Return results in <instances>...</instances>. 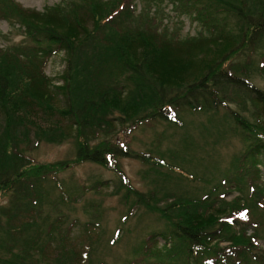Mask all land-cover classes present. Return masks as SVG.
Instances as JSON below:
<instances>
[{"label":"trees","instance_id":"trees-1","mask_svg":"<svg viewBox=\"0 0 264 264\" xmlns=\"http://www.w3.org/2000/svg\"><path fill=\"white\" fill-rule=\"evenodd\" d=\"M172 4L197 23L196 35L170 30L151 6L137 13L135 0H62L43 11L0 0V22L24 36L0 48V264L48 263L45 246L60 218L45 211L56 206L46 185L62 188L58 176L85 163L119 174L131 208L142 205L165 223L166 232L135 250L138 260L264 264V191L255 186L264 154V89L254 82L257 73L264 76V0ZM57 50L67 60L55 82L45 68ZM220 108L248 143L232 178L234 187L251 181L249 196L226 201L217 188L202 199L133 188L119 162L131 156L132 132L157 122L177 126L184 111ZM71 140L70 163L41 164L30 155L42 143ZM139 155L154 167L164 164ZM70 253L62 250L48 264H70Z\"/></svg>","mask_w":264,"mask_h":264},{"label":"rangeland","instance_id":"rangeland-1","mask_svg":"<svg viewBox=\"0 0 264 264\" xmlns=\"http://www.w3.org/2000/svg\"><path fill=\"white\" fill-rule=\"evenodd\" d=\"M61 1L16 0L23 8L36 11H43ZM135 1L137 13L151 6L152 14L157 11L158 18L170 30L179 29L183 37L198 33L197 23L175 10L172 0ZM23 38L20 30L7 22H0V48L19 44ZM66 60V52L58 50L48 58L46 73L55 82L63 75ZM254 82L264 89L262 74L257 73ZM231 107L238 109L232 104ZM226 112L223 108L202 113L184 111L179 113L177 126L157 122L132 132L126 139L131 156L121 158L119 162L133 188L142 194L160 188L162 193L201 199L217 188V198L226 201L249 196L252 193L251 181L247 180L240 187L237 183L234 187L232 178L237 173V160L246 151L248 143ZM145 153L164 164L154 167L153 163L144 162L139 154ZM30 155L41 164L70 163L76 159L75 142L71 140L61 145L42 143ZM257 169L255 186L264 191V154L259 157ZM119 177L116 172L85 163L58 176L62 188H57L53 181L46 185L50 200L55 201L56 206L47 205L45 211L53 218H60L56 238L45 246L46 262L54 263L64 250L75 252V255H68L70 264H87L89 259L93 260L92 264H130L138 260L135 250L151 234L166 232L167 227L157 214L148 212L142 205L131 208L134 200H125L124 191L119 190ZM3 201L0 199L1 203ZM157 241L158 248L165 245L161 237ZM260 243L264 247V239ZM155 263L153 259L137 262Z\"/></svg>","mask_w":264,"mask_h":264}]
</instances>
